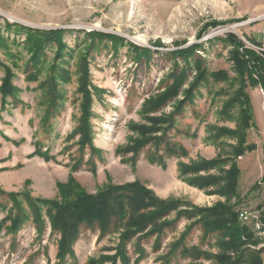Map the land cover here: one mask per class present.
Here are the masks:
<instances>
[{
    "label": "rangeland",
    "instance_id": "obj_1",
    "mask_svg": "<svg viewBox=\"0 0 264 264\" xmlns=\"http://www.w3.org/2000/svg\"><path fill=\"white\" fill-rule=\"evenodd\" d=\"M17 24L62 29L61 47ZM263 29L264 0H0V264H112L124 226L101 235L82 224L61 260L51 205L131 183L160 201L149 212L165 206V228L134 236L129 264L231 259L229 237L212 224L222 205L264 263V94L223 40L234 33L253 49ZM36 41L45 44L35 56ZM243 210L260 231L239 219ZM19 215L23 225L9 232Z\"/></svg>",
    "mask_w": 264,
    "mask_h": 264
},
{
    "label": "trees",
    "instance_id": "obj_2",
    "mask_svg": "<svg viewBox=\"0 0 264 264\" xmlns=\"http://www.w3.org/2000/svg\"><path fill=\"white\" fill-rule=\"evenodd\" d=\"M17 26L29 32L39 34L41 38L47 40L46 42L54 41L61 47L59 34L63 32L62 29L40 30L18 24ZM88 36L92 38L120 39V37L114 34H106L98 31L89 32ZM223 40L238 48V67L241 73L247 76L250 85L254 87L261 85L264 90V55L258 54L253 49L245 47V43L234 33H227ZM41 43H44V41L35 42V56L40 49L42 50L43 48ZM130 45L135 52H140L145 49L132 43ZM196 47L197 45H192L185 49H178L172 51L171 55L186 56L190 51H194ZM240 49H242V51ZM173 95L174 92L171 91L158 99L155 104L161 106ZM246 106L248 112L247 114L245 113V119L247 117V123L249 124L251 116L249 110H251L252 107L249 105V102ZM243 110L245 111L244 108ZM237 173L238 168L234 165L229 173V176L232 177L231 184L234 188L236 187ZM153 202L160 201H158L149 190L140 186L139 183L112 186L95 195L78 194L74 197H66L61 202H52L51 206L55 208V213L50 217L51 227L52 230L58 231L61 235L58 257L64 260L66 255L71 253L72 245L80 234V226L82 224L90 226L97 225L101 235L110 233L113 227L117 231L124 226L126 230L122 233L118 253L106 259L111 260L112 264H117L120 258L123 264H129L130 258L127 254L126 247L134 236L139 233L145 236H150L152 234L162 236L165 226H159L157 223L165 214L163 213L165 206H162L157 211L149 212L148 208L153 205ZM221 207L222 210L215 215L216 217L212 221V224L215 229L223 228V230H225V235L229 237L230 247L236 253V255L231 259L229 258V260L228 258H224L223 264H239L242 262H248L249 264H264L260 256L262 253L261 251H250L246 247V238L250 237L251 234L246 227L239 223L238 213L232 210L233 206L222 205ZM262 208L264 210V204ZM35 211L38 212V208ZM37 215V220H39L40 216L39 214ZM22 225L23 220L19 215L13 220L11 227H9V232H17ZM156 244H158V242H156ZM180 252L184 257H193L194 254L192 249L186 247H183ZM247 254H249L250 259L247 258ZM97 264H103V261Z\"/></svg>",
    "mask_w": 264,
    "mask_h": 264
},
{
    "label": "built area",
    "instance_id": "obj_3",
    "mask_svg": "<svg viewBox=\"0 0 264 264\" xmlns=\"http://www.w3.org/2000/svg\"><path fill=\"white\" fill-rule=\"evenodd\" d=\"M259 45H251L253 50L256 51L258 54L264 55V29L261 31V40L258 42ZM263 94L264 90L261 89ZM239 219L246 224H252L256 226L257 230L262 229V225L259 221V218L256 214L252 212L243 210L239 212Z\"/></svg>",
    "mask_w": 264,
    "mask_h": 264
}]
</instances>
